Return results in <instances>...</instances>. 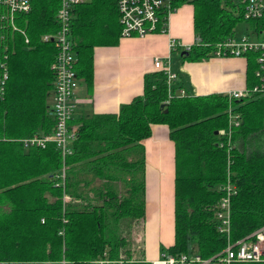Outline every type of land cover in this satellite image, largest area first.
<instances>
[{
  "label": "trees",
  "instance_id": "1",
  "mask_svg": "<svg viewBox=\"0 0 264 264\" xmlns=\"http://www.w3.org/2000/svg\"><path fill=\"white\" fill-rule=\"evenodd\" d=\"M118 1L88 0L73 11L75 70L89 93L94 86V49L117 46L122 39ZM186 4L194 8L196 41L189 51L183 50L185 61L215 58L216 45L237 38L240 23H249L257 39L264 33V16L246 18L236 0H178L175 7ZM59 7L60 0H33L22 23L30 43L17 37L9 81L0 96V264H93L99 259L152 264L145 255L132 259L120 230L123 221L146 220L143 142L152 136L153 125L168 126L175 145L174 243L161 244L158 258L198 255L222 264L228 238L219 231L216 214L224 195L219 187L228 173L237 188L231 200L230 242L251 239L264 227V154L248 148L264 133V94L233 101L222 94L178 97L184 88L177 79V96L170 98L165 72L147 73L143 95L118 113H91L70 122L76 139L67 158L66 187H57L62 157L55 145L26 148L21 140L52 134L56 127L48 97L54 95L51 66L58 51L44 36L58 31ZM165 24L163 17L157 33ZM258 57L257 51L242 57L248 89L261 83ZM230 105L241 115V123L233 128L228 144L220 131L229 128ZM64 194L70 197L66 206Z\"/></svg>",
  "mask_w": 264,
  "mask_h": 264
},
{
  "label": "built area",
  "instance_id": "2",
  "mask_svg": "<svg viewBox=\"0 0 264 264\" xmlns=\"http://www.w3.org/2000/svg\"><path fill=\"white\" fill-rule=\"evenodd\" d=\"M88 0H60V7L57 13L59 29L55 34H47L44 41L53 42L57 47V56L51 69L55 74L54 83V105L52 114L56 120V127L52 134H37L32 138L22 139L21 142L26 148L37 147L45 149L49 144H54L62 157V167L55 176L56 186L66 187L67 180V158L72 155V143L76 139V130L71 128L73 113L76 109L74 95L79 86L80 80L75 70L77 54L71 41V30L73 24V11L77 5ZM178 0H119L118 10L120 24L122 26V38L139 37L144 38L149 34H157L161 18L169 20V16L177 9L175 3ZM243 7L246 18H260L264 16V0H236ZM33 0H0V96L4 94L7 82L9 81V61L15 51L17 37H21L25 44L30 43V38L23 28L24 16L31 12ZM168 24H165V27ZM161 30L166 32V28ZM262 38V39H261ZM179 42L171 40L170 47L176 50ZM192 45L184 47L189 51ZM257 51L259 53L257 77L260 85L252 89L229 91L222 94L230 101L241 100L253 96L255 93H264V33L262 37L251 39L243 35L241 38H228L216 45L213 54L215 58L243 57L246 52ZM170 59L166 61L156 58L154 65L157 71L165 72L169 86V97H185L188 95L184 89L173 94L174 82L178 76L169 67ZM169 102V101H168ZM229 128L220 131V135L228 144H231L233 128L241 123V115L230 105L228 108ZM224 192L217 210L219 231L228 238V247L224 251L222 264H233L236 262H264V227L255 232L251 239L239 241L236 244L230 242L231 234V200L237 192L236 186L232 183L230 173L227 181L219 187ZM70 197L63 196V203L66 206ZM215 259H203L198 255H181L174 257L162 254L152 264H213ZM123 264V261H111L99 259L93 264Z\"/></svg>",
  "mask_w": 264,
  "mask_h": 264
},
{
  "label": "crops",
  "instance_id": "3",
  "mask_svg": "<svg viewBox=\"0 0 264 264\" xmlns=\"http://www.w3.org/2000/svg\"><path fill=\"white\" fill-rule=\"evenodd\" d=\"M171 40L179 42L176 50L171 49ZM195 41L194 8L186 4L169 16L167 33L122 38L117 46L96 47L94 86L89 93L87 87L79 83L74 95L76 109L72 120L91 113H118L121 106L143 95L145 75L157 71L156 58L170 59L169 67L178 75L188 95L225 94L246 88L245 58H210L201 62L183 60L184 47ZM143 144L147 163L145 236L149 226H153V233H158L157 240L156 236L150 237L152 246L146 251L147 260L152 261L160 255L161 243L167 247L174 243V235L172 238L168 236L166 226L170 221L172 223V219L174 223L175 145L166 125H153L152 136Z\"/></svg>",
  "mask_w": 264,
  "mask_h": 264
},
{
  "label": "rangeland",
  "instance_id": "4",
  "mask_svg": "<svg viewBox=\"0 0 264 264\" xmlns=\"http://www.w3.org/2000/svg\"><path fill=\"white\" fill-rule=\"evenodd\" d=\"M243 35L249 36L251 39H255V35L253 34L251 25L247 22L240 23L237 28H236V37L241 38ZM80 84L82 87H86V84L83 81H80ZM264 94V93H260ZM48 102L50 107L52 108L54 105V95L51 93L48 97ZM248 148L251 151H254L258 154H264V133L256 136L250 144H248ZM166 226V233L170 238L173 237L174 235V223L172 219ZM121 230L120 234H123L128 240V246L127 249L130 250V254L133 260H138V259H143L144 255L146 256V251L148 248H151L152 246V241L150 239L151 236H156V240L158 239V233H153L152 228L153 226H149L148 232L145 236V227L144 223L142 221H123L121 225ZM149 236V238L147 237ZM155 239V237H154ZM161 241V238H159ZM162 244V243H161ZM160 244V245H161ZM165 246L164 244H162ZM167 247V246H165ZM148 252V251H147ZM147 258V256H146ZM158 259V258H156ZM156 259H153L152 261L149 262H154Z\"/></svg>",
  "mask_w": 264,
  "mask_h": 264
},
{
  "label": "water",
  "instance_id": "5",
  "mask_svg": "<svg viewBox=\"0 0 264 264\" xmlns=\"http://www.w3.org/2000/svg\"><path fill=\"white\" fill-rule=\"evenodd\" d=\"M164 107V106H163ZM218 134V133H217Z\"/></svg>",
  "mask_w": 264,
  "mask_h": 264
}]
</instances>
